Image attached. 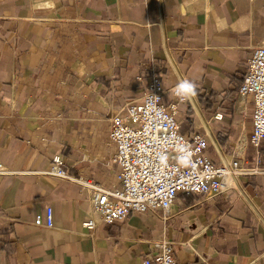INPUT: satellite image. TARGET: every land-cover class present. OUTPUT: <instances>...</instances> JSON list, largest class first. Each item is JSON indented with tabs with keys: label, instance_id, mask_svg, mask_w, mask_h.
<instances>
[{
	"label": "crops",
	"instance_id": "0c3cea01",
	"mask_svg": "<svg viewBox=\"0 0 264 264\" xmlns=\"http://www.w3.org/2000/svg\"><path fill=\"white\" fill-rule=\"evenodd\" d=\"M34 2L0 0V264H143L162 237L178 264H264V140L251 144L255 100L240 93L264 44V0ZM152 75L166 104L194 82L181 132L204 135L214 163L257 171L89 229L92 190L48 170L60 155L70 174L120 188L110 119L143 101Z\"/></svg>",
	"mask_w": 264,
	"mask_h": 264
},
{
	"label": "built area",
	"instance_id": "2783aa9c",
	"mask_svg": "<svg viewBox=\"0 0 264 264\" xmlns=\"http://www.w3.org/2000/svg\"><path fill=\"white\" fill-rule=\"evenodd\" d=\"M166 92L162 78L152 75L143 101L129 104L126 117L116 114L110 119V137L117 146L113 158L120 166V188L106 189L72 175L60 155L53 158L48 170L50 175L81 183L92 190V214L84 222L89 229L103 222L124 220L131 213L168 210L181 192L223 193L231 187L230 176L257 171L243 166L239 158L214 163L206 154L208 140L204 135L186 136L181 132L176 118L181 101L176 97V101L164 103ZM240 93L254 97L250 142L259 148L264 140V44L257 46L248 60ZM8 172L0 162V173ZM35 223L42 225L41 217ZM53 223L54 211L48 207L47 226L52 227ZM158 249L143 264H178L171 240L162 237Z\"/></svg>",
	"mask_w": 264,
	"mask_h": 264
},
{
	"label": "clouds",
	"instance_id": "9594fccd",
	"mask_svg": "<svg viewBox=\"0 0 264 264\" xmlns=\"http://www.w3.org/2000/svg\"><path fill=\"white\" fill-rule=\"evenodd\" d=\"M42 7L41 0H35L33 4V9H40ZM196 84L189 80L180 81L175 89V96L179 101L183 102L185 99L195 94ZM156 99H158L156 97Z\"/></svg>",
	"mask_w": 264,
	"mask_h": 264
}]
</instances>
